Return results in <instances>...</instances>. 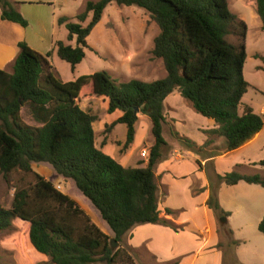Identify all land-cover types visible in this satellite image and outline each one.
Returning <instances> with one entry per match:
<instances>
[{"label":"trees","instance_id":"16d2710c","mask_svg":"<svg viewBox=\"0 0 264 264\" xmlns=\"http://www.w3.org/2000/svg\"><path fill=\"white\" fill-rule=\"evenodd\" d=\"M110 2L139 7L156 23L152 55L162 60L164 77L119 81L106 70H98L62 81L52 71L51 50L39 53L25 41L18 42L11 71L0 69V174L5 179L13 170L31 175L26 185L15 187L10 207L0 205V232L12 230L1 247L14 258L21 252L33 264H115L119 253V248H110L109 236L75 200L33 169L34 163L48 164L57 175L70 179L117 242L140 224L177 229L159 216L154 174L167 145L164 100L173 90L196 113L215 123L204 130L208 139L202 145L172 130L182 145L197 154L214 141L212 135L223 137L225 145L204 153L217 156L240 147L264 127V118L251 107L238 112L248 88L243 76L246 24L229 9L227 0H87L75 21L67 16L57 18L75 45L56 41L55 51L72 71L84 58L87 37ZM0 7L1 19L27 26L10 0H0ZM255 10L264 28V0H255ZM228 35H235L239 42H230ZM255 56L264 61L263 56ZM91 97L105 98L108 114L119 112L105 125V131L124 124V147L133 142L138 114L149 118L153 144L144 166H124L97 147L93 129L97 116L78 104ZM23 106L39 125L22 121ZM258 164L264 166V159ZM216 179L229 185L244 181L264 187V177L258 174L233 170L216 174ZM206 203L219 210L214 192ZM165 211L173 214L168 208ZM258 230L264 234V215Z\"/></svg>","mask_w":264,"mask_h":264},{"label":"rangeland","instance_id":"374dc122","mask_svg":"<svg viewBox=\"0 0 264 264\" xmlns=\"http://www.w3.org/2000/svg\"><path fill=\"white\" fill-rule=\"evenodd\" d=\"M13 1V0H10ZM22 8L27 20L28 34L27 42L36 48V51L42 54L51 50L49 57L52 71L56 77L62 81L73 80L79 75L92 73L98 70H106L113 78L119 81H126L136 78L144 81H152L165 76V69L160 58L152 55L153 40L158 33V27L153 22L148 13L136 6L117 5L110 2L103 11L99 22L91 30L87 37L88 47L85 48V56L79 62L74 70L70 69V65L61 60L55 51V42L63 41L65 43L75 45L74 39H67V30L63 25H59L57 18L60 16L70 17L75 21L74 16L83 11L87 0H21ZM95 1V0H93ZM229 9L242 19L246 24V33L244 38V48L246 51V60L243 67V76L248 83L247 91L241 98L238 106V112L241 113L245 106H249L264 118V28L261 27V21L255 10V0H227ZM14 7V6H13ZM19 12V11H18ZM20 13V12H19ZM89 17L87 18V20ZM27 24V25H28ZM33 32V33H32ZM40 34L36 37L37 33ZM30 34L34 38H30ZM227 39L232 43H238L239 40L235 35H228ZM5 71H11V66H3ZM86 90H89L87 88ZM177 90H173L168 95V99L164 101V114L167 124L164 125L163 135L165 140H170L168 146H164L161 150V159H164L171 152V146L175 143L181 144L172 134V130L184 134L186 138L192 141H200L201 136L195 131L190 124L197 126L206 124L207 119L194 111L190 102L180 97ZM178 92V91H177ZM174 94V95H173ZM178 95V96H177ZM82 109L90 110L97 116L93 123L95 130V142L97 146L103 147L105 135H111L115 141V147H112L111 155L115 160L119 161V157H126L130 166L144 165L149 152L147 145L153 140L150 132V120L146 115L138 114L136 123V131L134 141L124 147L126 139V126L124 124H116L110 132L105 131V125L110 123L119 112L108 114L106 111L107 101L103 97H91L78 101ZM20 116L23 122L37 126L36 122L27 106H23L20 110ZM188 123H187V120ZM178 121V123H176ZM176 123V124H175ZM202 135V134H201ZM212 138H216L212 135ZM257 141L262 145L260 148L248 149L238 152L236 158H249L258 161L264 158V128L259 135ZM175 142V143H174ZM174 143V144H172ZM213 143V142H212ZM208 146L205 150L222 149L225 145L223 137H219L216 143ZM110 145V143L108 144ZM182 145V144H181ZM184 149H187L184 146ZM203 151V152H206ZM105 152V150H103ZM107 153V152H106ZM232 160V157H231ZM226 161H221V166L225 167ZM45 163H34L33 169L41 172L48 179L50 173ZM188 165H184L182 170L187 171ZM205 169L211 171L208 164ZM234 171L243 174H258L264 177V166L260 165H242L233 168ZM52 179V178H50ZM215 180V177L213 178ZM31 180V175L25 174L19 170H13L7 175V179L0 174V205L10 207L12 195L16 186L26 185ZM162 175L155 176L157 185V194L163 190ZM60 180L63 193L68 194L75 200L89 215L91 221L95 223L102 232L113 237L112 232L101 219L98 211L93 207L87 198H85L76 187L69 181ZM54 182V186L58 188L60 185ZM260 193L249 190L238 189V187H229L222 185L226 198L221 194L217 199L218 205L222 203L227 205V210L231 213L228 223H222L223 215H219V210H212L217 213L215 225L218 227L220 239L222 242L223 264H264V234L258 230V222L260 215L264 214V188L255 186ZM229 188V189H227ZM227 189V190H226ZM159 199V196H158ZM236 201L241 202V209L236 208ZM223 207V206H222ZM263 213V214H261ZM177 217V216H174ZM177 229H181V224L172 223ZM176 224V225H175ZM144 225H136L140 227ZM132 228V229H133ZM131 229V230H132ZM129 230L123 235L117 247L119 248L118 256L115 264H170L157 262L156 257L147 248L148 242L141 244H133ZM143 230V229H141ZM12 230L0 232V264H33L27 254L19 252L17 258L9 250L1 247V242L9 238ZM39 264H51L48 261H42Z\"/></svg>","mask_w":264,"mask_h":264},{"label":"crops","instance_id":"0c3cea01","mask_svg":"<svg viewBox=\"0 0 264 264\" xmlns=\"http://www.w3.org/2000/svg\"><path fill=\"white\" fill-rule=\"evenodd\" d=\"M11 3L17 11L26 17L24 12L21 10L23 5L21 0H13ZM28 26L29 24L26 27H23L18 23L1 19L0 7V69H2L3 66L12 67L13 61L19 51L18 42L25 41L33 50L36 51V48L27 42V38H29V35H27ZM39 34L40 32L37 33L36 37ZM30 36L32 35L30 34ZM34 37L35 35L30 38ZM176 93L178 92L175 91L174 94ZM166 99H168V95L164 101H166ZM176 123H178V121H176ZM214 126L215 123L212 119L207 120L206 124L197 126L190 124V127H193L195 131H198L201 136L200 141L194 142L197 145L204 144L208 139L204 130L213 128ZM113 128L111 130H113ZM263 128L240 147L217 156H208L204 152L197 154L188 148L184 149L183 145L178 142H174L175 145H170L171 152L169 155H167L164 159H160L154 168L155 176L159 174L162 175V184L164 186L163 190L161 189L160 194H157V196H159L158 210L160 217L167 219L171 223L181 224L182 228L174 230L169 226L156 223L140 224L144 226L135 227L131 230V233L129 232L132 237L133 244L138 245L141 244V242H148L147 248L156 257L157 262L161 263L176 262V264H223V255L221 250L222 239H220L218 227L215 225L218 215L208 207L206 202L211 192L215 193L217 199L220 198L221 194H223V198L227 197L225 195V191L222 190V185L238 187V189L260 193V190L255 187H261L260 185L246 183L244 181H238L235 184L229 185L223 182H218L216 174L222 175L226 172L233 171V168L239 166L240 164L260 165L258 162L264 158L259 159L258 161H253L249 158L238 159L236 158V155L238 152H243L248 149L253 150L257 146V148L262 147L257 139L262 133ZM178 135L185 136L184 134L182 135V133H178ZM113 139L114 138H112L111 135H105V140L103 142L104 146L101 147L102 151L105 150V153L107 152V154H112V147H115V141ZM217 139L219 140V137L216 136L212 144L216 143ZM166 142L167 145L165 146H168V144L171 143V141L167 139ZM109 143L110 145H108ZM152 144L153 140L149 142L147 147H150ZM119 160L120 162H118L122 165L130 166L126 157H119ZM222 160L226 161L227 165L225 167L221 166ZM144 163H146V161ZM186 164L189 169L184 171L182 170V167ZM206 164H208V167L210 166L211 171L209 169H205ZM260 166L263 167L262 165ZM46 168L49 170L48 172L50 173V177L49 179L46 176L44 177L50 180L53 184V181H55V183L60 185L59 181L62 179L64 180V183L69 181L74 185L70 179H64L57 175L48 164ZM38 173L43 175L41 172ZM214 177L215 180L213 179ZM60 188L61 185L60 187L58 186L59 190ZM236 202V208L241 209V202ZM221 203L223 206L222 207L219 204L221 210L226 212V214L223 215L225 217L224 223H228L231 218V213L227 210V205L223 202ZM166 208L172 210L173 214H167L165 211ZM218 214L222 215L220 212H218ZM262 217L260 215V220Z\"/></svg>","mask_w":264,"mask_h":264},{"label":"water","instance_id":"95a60500","mask_svg":"<svg viewBox=\"0 0 264 264\" xmlns=\"http://www.w3.org/2000/svg\"><path fill=\"white\" fill-rule=\"evenodd\" d=\"M221 222L224 223L225 222V217L221 219ZM109 245L111 249H114L115 247H117L118 242L114 239V238H110L109 239Z\"/></svg>","mask_w":264,"mask_h":264}]
</instances>
